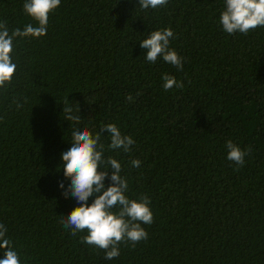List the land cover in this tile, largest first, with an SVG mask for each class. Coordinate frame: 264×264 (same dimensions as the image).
<instances>
[{
	"label": "trees",
	"instance_id": "1",
	"mask_svg": "<svg viewBox=\"0 0 264 264\" xmlns=\"http://www.w3.org/2000/svg\"><path fill=\"white\" fill-rule=\"evenodd\" d=\"M24 3L0 0L10 32L37 24ZM224 8L225 0L155 9L61 0L46 35L14 40L17 68L0 87V223L21 264H264V27L228 34ZM168 27L182 70L162 57L147 61L140 47ZM166 73L184 87L166 91ZM65 104L78 123L65 119ZM109 123L135 142L128 152L109 149L105 131L104 157L120 161L126 195L147 196L153 212L142 225L148 238L121 242L111 261L81 241L86 231L73 236L63 226L78 202L59 187L70 183L61 154L72 132L95 135ZM228 140L250 150L242 167L227 159Z\"/></svg>",
	"mask_w": 264,
	"mask_h": 264
},
{
	"label": "clouds",
	"instance_id": "2",
	"mask_svg": "<svg viewBox=\"0 0 264 264\" xmlns=\"http://www.w3.org/2000/svg\"><path fill=\"white\" fill-rule=\"evenodd\" d=\"M168 3V0H139L143 9L158 8ZM61 4V0H25L24 11L37 22L34 26L28 23L23 30L17 27L9 31L6 22H0V87L10 83L17 65L12 60L14 40L17 38H39L47 34L49 15ZM220 24L228 34L244 33L264 27V0H225V8L220 16ZM174 35L171 27L151 31L149 36L140 42V47L146 51V60L155 63L158 58L178 70L183 68V58L176 50L171 49L170 38ZM163 87L167 91L183 88L182 81L178 82L175 76L164 74ZM133 99L131 94L127 97ZM65 118L77 123L79 116H72V109L65 104ZM107 132L110 137L109 149H121L124 152L131 150L134 138L122 134L115 123L104 125L100 132L93 133L87 128L72 132L71 147L61 154L64 176L70 178V183L65 187L63 181L59 187L63 189V195L73 197L78 206L75 207L66 219L61 223L66 229H71L72 235L79 232H87L81 237V241L104 250V258L113 260L120 254L121 242L136 243L146 240L148 232L142 225L153 222V212L150 207V199L141 195L139 198H129L128 180L122 176V165L113 157H104V145L100 143L101 135ZM228 150L227 159L242 167L249 149H241L232 140L226 142ZM133 167H139L141 161L133 160ZM103 169V170H101ZM111 169V175H109ZM239 170V167L237 168ZM110 181L105 186V180ZM95 197L91 204L89 198ZM7 228L0 223V248L5 249L4 258L0 264H21L18 252L13 246V241L7 237Z\"/></svg>",
	"mask_w": 264,
	"mask_h": 264
}]
</instances>
